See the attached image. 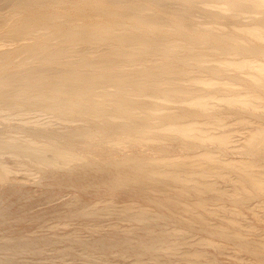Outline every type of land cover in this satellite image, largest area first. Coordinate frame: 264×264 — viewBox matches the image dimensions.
<instances>
[{
    "label": "bare ground",
    "instance_id": "6f19581e",
    "mask_svg": "<svg viewBox=\"0 0 264 264\" xmlns=\"http://www.w3.org/2000/svg\"><path fill=\"white\" fill-rule=\"evenodd\" d=\"M43 180L0 264H264V0H0V227Z\"/></svg>",
    "mask_w": 264,
    "mask_h": 264
},
{
    "label": "rangeland",
    "instance_id": "374dc122",
    "mask_svg": "<svg viewBox=\"0 0 264 264\" xmlns=\"http://www.w3.org/2000/svg\"><path fill=\"white\" fill-rule=\"evenodd\" d=\"M11 125H13V123L12 124H7V126H11ZM43 178H41V179H44V176H42ZM45 181H46V179H44ZM42 181V183H41V187H39L38 185H35V186H38L37 188L35 187V186H33L32 187V185L33 184H30V183H23V184H21V186L20 187H18V190H19V188H21L20 189V192L22 193V192H25L27 189L28 190H30L31 191V189H32V191L34 192V191H36V189H38V188H43V189H41V190H43V195L42 194H40V197L38 198L37 197V195L39 196V193H38V191H39V189L37 190V193L38 194H36V192H35V194H34V200L32 199L31 200V202H29V203H27V200H24V202H25V208L26 209H29V211H31L30 213H33L34 215L35 214H37V213H40V214H42V213H45V214H42L41 216L40 215H38L39 216V218L36 220V219H33L32 221H30V220H27V219H25V221H20V222H18L17 224L15 223V224H12L13 225V228H11L10 227V225H11V223L9 224V223H6L5 224V226L3 225V226H1L0 228V234H5V233H13L12 235H14V233L17 231H19L18 233H17V235L19 234V235H22L21 233H23V234H25V235H33L34 234V236L36 235V236H42V235H48L50 232H53V228L51 229V228H49V223L53 220V217L55 216V215H53V211H55L54 210V208L57 210L60 206L59 205H61V203L60 202H58L57 201V203L56 202H50L49 204L45 201V199H44V197L46 198V196H48L49 194H48V192H53V193H55V192H59V191H56V190H58V188L56 189V187H54L53 188V186H50V187H52L51 188V190L52 189H55V190H53V191H49V189H48V182L46 183V186H47V188H45L46 186H45V181ZM44 183V184H43ZM26 184V185H25ZM23 185V186H22ZM45 186V187H44ZM25 187V188H24ZM49 187V188H50ZM29 188H31V189H29ZM25 191H24V190ZM34 189V190H33ZM46 189V190H45ZM5 190H7V189H5ZM22 190V191H21ZM26 191L27 193L29 192V193H31L30 191ZM45 190V191H44ZM46 191H48V192H46ZM55 191V192H54ZM42 192V191H41ZM90 193V192H89ZM88 193V195H85V194H82V193H80V195L79 194H76L77 196L79 195V196H81V197H83V196H85V197H83L85 200L86 199H88V196H89V198H91V196L90 195H92V197L93 196H95L96 194H94V193H90L89 194ZM31 194H33V193H31ZM44 194H46V196L44 195ZM87 194V193H86ZM83 195V196H82ZM36 196V197H35ZM78 196V197H79ZM87 196V197H86ZM97 196V195H96ZM81 197H79V199L81 198ZM119 197V196H118ZM118 197L116 198L117 199V201H118ZM125 198V196L124 195H122V199H121V197H119V201H120V203H122V201L121 200H123L124 198ZM82 198V200H84ZM81 200V199H80ZM81 200V201H82ZM126 200V199H125ZM118 201V202H119ZM124 201V200H123ZM18 202V201H17ZM16 202V203H17ZM15 203V204H16ZM60 203V204H59ZM119 203V204H120ZM21 204V203H20ZM32 204V205H31ZM55 204V205H54ZM29 205V206H28ZM57 205V206H56ZM23 206V205H22ZM28 206V207H27ZM59 206V207H58ZM58 207V208H57ZM37 210V211H36ZM52 211V213H50ZM35 212H37V213H35ZM42 212V213H41ZM49 214V215H48ZM50 214H52V215H50ZM43 215H45V216H43ZM47 215V216H46ZM48 216H53L52 218L51 217H48ZM41 217V218H40ZM55 219H56V216L54 217ZM40 219V220H39ZM46 220H48V221H46ZM46 223V224H45ZM53 223V222H52ZM44 224L46 225V226H44ZM48 226V227H47ZM6 229V230H3L4 228ZM7 227V228H6ZM8 228H10V229H8ZM14 228H15V230L16 231H14ZM7 229H8V232H6L7 231ZM13 229V230H12ZM52 231H51V230ZM12 230V231H11ZM54 231H56V230H54ZM58 231V230H57ZM61 231V230H60ZM5 232V233H4ZM27 232V233H26ZM16 233H15V235H16ZM16 235V236H17ZM18 235V236H19ZM46 255V254H45ZM22 257V256H21ZM20 257V260L21 259H23V260H25V261H29L31 258H29V257H26L25 255H24V257H26L25 259L24 258H21ZM218 259H219V264H237L236 262H234V261H232V260H230V262H229V260L227 259V257L225 256V255H220L219 257H218ZM221 260V261H220ZM80 261V260H79ZM118 262H119V260H117ZM121 261V260H120ZM57 262V263H56ZM120 263V262H119ZM50 264H61L60 262H58V261H52V263H50ZM62 264H70V263H62ZM76 264H82V260L78 263H76ZM120 264H129V262H128V259H123V261H121V263Z\"/></svg>",
    "mask_w": 264,
    "mask_h": 264
}]
</instances>
